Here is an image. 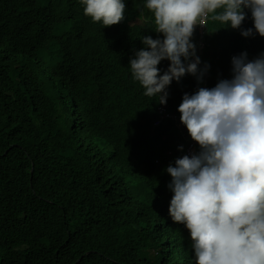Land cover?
Wrapping results in <instances>:
<instances>
[{
  "label": "trees",
  "instance_id": "1",
  "mask_svg": "<svg viewBox=\"0 0 264 264\" xmlns=\"http://www.w3.org/2000/svg\"><path fill=\"white\" fill-rule=\"evenodd\" d=\"M124 2V20L104 27L80 0H0V264H195L189 230L168 212L166 171L191 137L171 118L152 123L231 79V58L258 57L264 37L225 41L207 25L206 74L173 80L161 105L128 63L144 36L163 35ZM191 41L197 54L198 27Z\"/></svg>",
  "mask_w": 264,
  "mask_h": 264
},
{
  "label": "clouds",
  "instance_id": "2",
  "mask_svg": "<svg viewBox=\"0 0 264 264\" xmlns=\"http://www.w3.org/2000/svg\"><path fill=\"white\" fill-rule=\"evenodd\" d=\"M84 14L104 27L124 20V0H80ZM151 15L163 39L142 38L145 48L129 60L132 78L147 97L166 103L173 80L191 74L201 80L200 56L207 25L225 41L264 37V0H131ZM147 23L149 18L140 12ZM199 30L200 49L191 41ZM225 41L217 42L222 47ZM191 58V59H190ZM167 71L160 74L162 60ZM231 79L215 87L185 93L178 109L162 108V120L173 119L191 139L175 166L166 168L173 196L168 208L176 223L189 230L195 264H264V53L249 60L242 52L231 58ZM199 145V152L197 146ZM166 264H194L175 259Z\"/></svg>",
  "mask_w": 264,
  "mask_h": 264
}]
</instances>
